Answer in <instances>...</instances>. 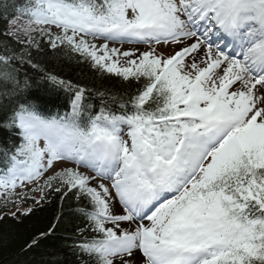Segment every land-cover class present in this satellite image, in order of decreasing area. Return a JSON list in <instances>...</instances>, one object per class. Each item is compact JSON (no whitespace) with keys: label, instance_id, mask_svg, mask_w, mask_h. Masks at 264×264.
Returning a JSON list of instances; mask_svg holds the SVG:
<instances>
[{"label":"snow or ice","instance_id":"obj_1","mask_svg":"<svg viewBox=\"0 0 264 264\" xmlns=\"http://www.w3.org/2000/svg\"><path fill=\"white\" fill-rule=\"evenodd\" d=\"M53 194L57 264H264V0H0V221Z\"/></svg>","mask_w":264,"mask_h":264},{"label":"trees","instance_id":"obj_2","mask_svg":"<svg viewBox=\"0 0 264 264\" xmlns=\"http://www.w3.org/2000/svg\"><path fill=\"white\" fill-rule=\"evenodd\" d=\"M37 59L46 71L63 79L91 89L100 86L101 81L96 74L86 65L77 63L75 60L50 53L37 57ZM103 83L114 89L123 87L116 78L107 79ZM60 95L63 99L64 94ZM49 201L39 210L35 208L31 214L20 219H13L8 214L5 220L0 221V237H2V241H0V264H57V261L72 259L71 256L67 255V245L78 238L76 226L80 223V220L70 215L74 202L66 201L63 211H61V205L56 194L51 195ZM4 211V209L1 210V215H4ZM57 215H61V220L58 223L56 222ZM53 223H57L55 232L50 237L44 238L39 246L30 251L27 256L23 255L21 249L31 239L48 230Z\"/></svg>","mask_w":264,"mask_h":264},{"label":"rangeland","instance_id":"obj_3","mask_svg":"<svg viewBox=\"0 0 264 264\" xmlns=\"http://www.w3.org/2000/svg\"><path fill=\"white\" fill-rule=\"evenodd\" d=\"M141 49H146V48H141ZM122 50H127V49H125V48H122ZM158 50H160V51H165V52H167V51H169L170 49L169 48H158ZM33 187V185H27L25 188H23V189H17V193H20V192H27V193H29V195L31 196V195H33L32 193H31V188ZM36 195V198L38 199L39 198V193H36L35 194ZM31 203V204H30ZM30 204V205H29ZM8 207H10L9 209H8V214L12 217V213L13 212H16L17 211V209L15 208V207H12L11 205H9ZM29 207H33V209H35V206L33 205V203H32V201L31 200H29V201H27V202H23V201H21L20 202V208H19V211L20 212H24L26 209H28ZM2 209H4V207H3V201L2 200H0V215H1V210Z\"/></svg>","mask_w":264,"mask_h":264}]
</instances>
